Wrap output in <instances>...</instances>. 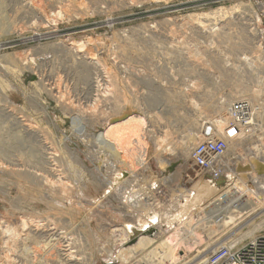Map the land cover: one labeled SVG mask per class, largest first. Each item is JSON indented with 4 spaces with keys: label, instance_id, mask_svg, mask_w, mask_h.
Here are the masks:
<instances>
[{
    "label": "rangeland",
    "instance_id": "374dc122",
    "mask_svg": "<svg viewBox=\"0 0 264 264\" xmlns=\"http://www.w3.org/2000/svg\"><path fill=\"white\" fill-rule=\"evenodd\" d=\"M249 3L0 0V264H114L105 255L122 252L119 230L133 215L125 217L126 211L139 214L147 202L161 220L178 203L175 190L185 201L193 189L190 157L171 154V147L207 138V128L226 119L227 107L221 114L217 108L242 93L253 99L264 132V50L246 25ZM139 116L145 121L136 150L142 169L133 157L134 136L116 154L76 131L74 121L79 117L95 136ZM261 131L230 154L243 151L236 168L254 166L264 181ZM121 171L130 172L134 186L127 206L113 186ZM202 178L218 189L231 181ZM260 217L250 216L242 228ZM203 222L214 223H197ZM201 228L205 241L214 242L215 229ZM237 228L219 233L221 241L232 240ZM243 233L241 241L264 234V226ZM147 253L130 259L143 262Z\"/></svg>",
    "mask_w": 264,
    "mask_h": 264
},
{
    "label": "bare ground",
    "instance_id": "6f19581e",
    "mask_svg": "<svg viewBox=\"0 0 264 264\" xmlns=\"http://www.w3.org/2000/svg\"><path fill=\"white\" fill-rule=\"evenodd\" d=\"M74 47L75 44L73 43V48ZM246 97H248V99H246ZM230 98L233 99V96H230ZM236 98L246 99L251 103L253 100L246 93H242ZM232 102L222 103L221 106L217 108V112L221 114L223 111H225L226 107L228 108V105ZM147 107H151V109H149L150 112L154 109V105L152 103L147 105ZM257 116L259 117V115ZM226 120L227 119H224L223 117L218 118L211 125L214 127H208L207 130L210 129V132L214 131L215 133L220 132L223 129ZM74 121L76 127L78 128V130L76 129V131L86 135L87 138H91L92 141H94V144H96L98 147H101L102 149L104 148L105 150H111L114 153L117 151V147H121L122 143H125L124 140L126 138H130L133 136V151H136L138 145L142 142V138L144 137L142 135V126L145 121L141 116L127 118L120 123L109 125V127L103 133L95 136L87 134L86 127L81 123L79 117L75 118ZM149 127L150 129H153L154 125L150 122ZM147 134L149 133H146L145 138L149 139L150 136L147 137ZM207 135L209 136L210 134ZM201 137L202 136H194L185 138L182 141L181 145L174 147V149H172L173 147H171V154H176L179 158L183 159L189 157V153L192 150L191 148L195 146L197 142L196 140H200ZM145 138L144 140H146ZM159 146L162 151V146ZM235 147L237 146L234 145L231 148ZM118 152H116V154ZM155 152L157 155V150ZM137 155L138 151L134 152L133 157H135V165L137 166V168L142 169L145 165L144 159L142 158V156L137 157ZM261 158L263 159V156ZM49 159L51 158H48V160ZM172 164L173 163H170V165ZM132 168L133 171H136L135 166ZM254 170V166L251 169H247L246 167H240L237 169L235 164V168L229 176V179H231L230 184L223 189H218L214 186H211L210 183L208 181H205L202 177H191V179L194 180L195 183L193 182V189L189 192L190 194L188 196H185V198L188 199H186L185 201L188 202L182 204L183 202H185L184 199H182V196L179 197V194L181 195L182 193H179L180 190H175V199L178 203L177 205H172L173 207L171 206L168 212L163 214L161 220L159 219V217H155V214L150 215L149 211L153 210L154 207H152V205L150 204H147V202H145V205L143 203L141 211H137V213L139 212V214H135V210L132 211V213H129L130 211H126L127 215H124L125 217H129V214L133 215L131 217V223H126V225L123 226V229L119 230V232L121 231L122 233L121 236L123 237L122 240L123 244L125 245H121L122 252L118 254L116 258L111 257L110 254H106L105 257L110 258V261L108 262H114V264H127L131 254L140 256L145 251H148V253L144 255L145 257L143 256L144 262H146V264H194L193 262L197 259H201L197 264H203L207 258L205 256L206 253H210L221 245H228L231 242L236 243L238 241H241L240 239L247 236L246 233H243L246 229L253 227L260 228L264 226V198L261 199L257 197L258 193L264 195V181H262L263 177H256L258 173L256 172L257 170ZM192 172H195V170L192 169ZM242 172L248 173L247 176H243ZM247 177L249 178V180H247ZM116 182L117 180L113 179V186H115L118 196H120V198L126 199L123 200L124 203L122 204H125L126 206L130 205V201L132 200V194H130V192L132 189H134V186L131 184V178L129 179L128 184H125L120 188L118 187V184ZM249 182H253L252 188L249 186ZM203 201H206V204H208L203 209L204 214L201 217L195 216V212L199 208L198 206L201 205ZM129 208L130 206H128V208L126 209L128 210ZM192 210L194 212H192ZM260 215L261 217L257 222L252 223L250 226L244 229L242 228V226L246 221H248L250 216ZM125 217L123 218L125 219ZM193 218H195V220ZM210 219L213 220L215 224L213 223L212 225L204 222L201 224L197 223L199 221L201 222ZM159 221L160 224H158ZM22 222L26 223L25 220ZM127 222H129V220ZM162 224H166L167 226H169L168 231L162 229ZM156 225L158 226V229L156 228L158 232L153 237L148 235H140L133 245L126 246V244H128L130 241L128 239H130L133 235L134 228H136L137 230L148 231L152 228H155L154 226ZM231 226H236L238 228L234 229L231 232V235H233L232 240L223 243L221 241L222 236L219 233L224 234L227 228ZM201 227H213L215 229L214 233L216 234V236L214 237V242L208 244V241H205V236H203L200 231L202 229ZM236 231L239 232H237L238 234L234 235V232ZM51 232H53L50 233L53 237H57V235L60 234L54 231ZM205 244H208L207 248H205L204 250H200V248H202ZM124 246L126 247L123 248ZM184 249V255L181 256L180 253ZM66 255L67 257H69V259H72V257L70 256L71 253H68ZM181 257H183V259H181Z\"/></svg>",
    "mask_w": 264,
    "mask_h": 264
},
{
    "label": "built area",
    "instance_id": "2783aa9c",
    "mask_svg": "<svg viewBox=\"0 0 264 264\" xmlns=\"http://www.w3.org/2000/svg\"><path fill=\"white\" fill-rule=\"evenodd\" d=\"M247 28L252 31L256 46L264 48V0H249ZM256 32V35L254 34ZM193 84V83H192ZM105 85V82H104ZM193 88V85H190ZM107 88V87H106ZM104 107L107 106L103 103ZM102 106V105H101ZM258 110L249 100L239 99L228 105L226 122L220 132L214 131L199 141L191 150L189 157L197 176H207L213 181L226 179L235 164L239 163L243 151L230 154V148L240 144L247 145L263 125L257 118ZM260 133V132H258ZM129 175L131 176L130 172ZM127 264H146L141 260L129 259ZM203 264H264V234L228 245H221L208 253Z\"/></svg>",
    "mask_w": 264,
    "mask_h": 264
},
{
    "label": "water",
    "instance_id": "95a60500",
    "mask_svg": "<svg viewBox=\"0 0 264 264\" xmlns=\"http://www.w3.org/2000/svg\"><path fill=\"white\" fill-rule=\"evenodd\" d=\"M242 174H247V173H242ZM243 176H246V175H243ZM128 178H129V174L127 172H125V171H121L120 172V176L117 179V183L123 182L124 180H126ZM248 184L252 188L253 182L252 183L249 182ZM257 197L262 199V198H264V195L258 193L257 194ZM156 232H157V229L156 228H152L151 230H148V231L137 230L136 228H134L133 229V235L130 238V241H129L128 244L133 245L137 241V239H138V237L140 235L154 236Z\"/></svg>",
    "mask_w": 264,
    "mask_h": 264
},
{
    "label": "crops",
    "instance_id": "0c3cea01",
    "mask_svg": "<svg viewBox=\"0 0 264 264\" xmlns=\"http://www.w3.org/2000/svg\"><path fill=\"white\" fill-rule=\"evenodd\" d=\"M263 151H264V147H263ZM260 154H261V153H260ZM260 154H259V155H260ZM261 161H262V159H261ZM263 162H264V161H263Z\"/></svg>",
    "mask_w": 264,
    "mask_h": 264
}]
</instances>
